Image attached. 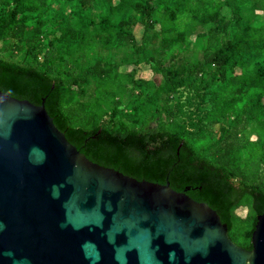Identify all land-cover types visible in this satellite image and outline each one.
I'll return each instance as SVG.
<instances>
[{
    "label": "trees",
    "instance_id": "16d2710c",
    "mask_svg": "<svg viewBox=\"0 0 264 264\" xmlns=\"http://www.w3.org/2000/svg\"><path fill=\"white\" fill-rule=\"evenodd\" d=\"M20 43L21 60L1 55ZM141 64L159 82L135 77ZM0 68L49 77L65 127L143 150L180 144L189 164L237 182L228 235L251 245L249 189L264 193V0H0Z\"/></svg>",
    "mask_w": 264,
    "mask_h": 264
},
{
    "label": "water",
    "instance_id": "95a60500",
    "mask_svg": "<svg viewBox=\"0 0 264 264\" xmlns=\"http://www.w3.org/2000/svg\"><path fill=\"white\" fill-rule=\"evenodd\" d=\"M52 80L0 68V264H264L228 235L227 185L180 144L143 150L68 128Z\"/></svg>",
    "mask_w": 264,
    "mask_h": 264
},
{
    "label": "rangeland",
    "instance_id": "374dc122",
    "mask_svg": "<svg viewBox=\"0 0 264 264\" xmlns=\"http://www.w3.org/2000/svg\"><path fill=\"white\" fill-rule=\"evenodd\" d=\"M134 34H135V36L138 37L139 34H140V29L139 28H135ZM13 42H16V40H14ZM4 46L7 47V48H9V49H12V46H14V44H11V47L9 45H7V44H4ZM19 47H23V45L20 43L18 45V48ZM23 49H24V47L23 48H20V49H15V50L12 51V54H11V51L8 50L10 52V54H9V52H7L6 54H3V52H1V55L3 57H5V58L14 59V60H18L19 61L22 58V55L21 54L23 53ZM135 77H142V78H146V79L151 78V79H153L156 82H159V79H160V76L159 75L154 74L150 70V68H148V66L147 65H144V64H141L140 66L137 67V70L135 71ZM93 91H95V94L93 95V98L91 97V99H92L91 100V105L94 107V110H96L97 109V106H95L97 104L96 101H100L99 91H97V90H93ZM77 100L79 101V98H77ZM77 100H75V102H77ZM71 107L68 106V107L65 108L66 111H67V109L69 110L70 115L71 114H82L83 113V110H82L80 104L79 105L73 104ZM216 128H217V125L214 126V129L215 130H216ZM244 132H245L246 135L251 136V134H252L251 133L252 132V126H249L248 128H246ZM255 156H257V155H255ZM260 174H264V168L261 170V173ZM237 212H238V215L239 216L245 217L246 216L245 215V212H247V211H246V208L245 207H241V208H238L237 209ZM241 226H243V227L240 230L238 228V232H236V235H234V237H233L234 240H237V239L243 237L240 234H241V232L244 234V232L249 229L250 223L247 222V223L244 224V222H243L241 224Z\"/></svg>",
    "mask_w": 264,
    "mask_h": 264
}]
</instances>
